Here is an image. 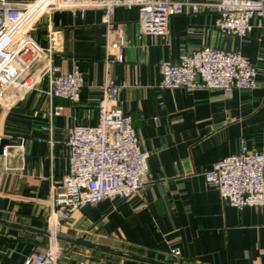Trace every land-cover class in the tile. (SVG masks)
I'll return each mask as SVG.
<instances>
[{
	"label": "crops",
	"instance_id": "0c3cea01",
	"mask_svg": "<svg viewBox=\"0 0 264 264\" xmlns=\"http://www.w3.org/2000/svg\"><path fill=\"white\" fill-rule=\"evenodd\" d=\"M31 2L35 0H11ZM213 3L218 0H192ZM102 10L73 13L67 8L50 14L62 30L53 62L62 72L78 67L84 73L80 98L71 102L31 91L10 107L0 105V264H23L47 245L46 219L51 211L50 179L68 171L69 128L96 124L104 80L105 45L121 28L125 38L123 61L111 68L121 86L124 113L149 150L147 186L126 200L106 198L75 211L59 233L80 236L180 264H264V204L238 209L224 202L203 172L242 146L264 153V27L252 19L244 37L219 31L213 7L186 9L171 16L168 34H144L138 9L119 6L113 25L102 22ZM43 15L31 31L46 45ZM204 45L238 50L257 66L256 86L233 89L158 88L160 62H176L182 52ZM262 56L263 60L257 61ZM45 79L39 84L46 88ZM64 111L47 122L49 105ZM34 111H38L35 116ZM6 147L7 154L2 155ZM66 250L60 264H74L83 255L89 264H148L80 247ZM171 249L180 255L172 257Z\"/></svg>",
	"mask_w": 264,
	"mask_h": 264
},
{
	"label": "built area",
	"instance_id": "2783aa9c",
	"mask_svg": "<svg viewBox=\"0 0 264 264\" xmlns=\"http://www.w3.org/2000/svg\"><path fill=\"white\" fill-rule=\"evenodd\" d=\"M213 7L219 31L246 36L252 19L262 20L264 0H218L197 3L192 0H35L14 2L0 0V105L10 107L31 91L45 93L49 100L63 98L76 102L84 86V73L78 67L62 72L53 62L61 44L62 30L52 24L50 14L67 8L73 13L87 9L102 10V22L113 25L115 8L136 7L141 33L167 35L171 16L186 9L192 13L200 6ZM48 16L46 45L32 36L37 21ZM125 38L121 28L105 45L104 80L98 102L96 124H77L69 128L68 171L59 180L50 179L51 211L46 219L49 241L45 247L28 255L23 264H60L66 250L56 238L63 223L75 212L103 199L119 201L140 194L147 186L149 150L132 125V117L123 112L120 88L111 76L114 64L123 61ZM263 60L262 56L257 61ZM158 88L181 87L187 90L216 89L229 94L233 89L256 86L257 66L238 50L204 45L182 52L176 62L162 60ZM45 79L46 88L39 84ZM64 111L63 105H49L43 113L47 122L42 129L50 132L51 120ZM38 111H34L36 116ZM7 154V148L2 149ZM207 184L216 188L220 198L238 209L264 204V153L242 146L236 154L214 162L203 172ZM178 257L180 251L171 249ZM88 256L74 264H89ZM175 264H180L176 262Z\"/></svg>",
	"mask_w": 264,
	"mask_h": 264
},
{
	"label": "water",
	"instance_id": "95a60500",
	"mask_svg": "<svg viewBox=\"0 0 264 264\" xmlns=\"http://www.w3.org/2000/svg\"><path fill=\"white\" fill-rule=\"evenodd\" d=\"M7 151L11 152L9 150V148ZM0 222H2L3 224H6L8 226L24 227V226H21L19 224L10 223V222L3 221V220H0ZM44 234H46L48 236L50 235L48 231H44ZM56 238L59 241L66 243L68 245L69 249H72V250H77L80 247H83V248H87L90 250H94V251L104 253L107 257L117 256V257H121V258H125V259H131V260H135V261H139V262L148 263V264H175V263L157 260V259L151 258L149 256L139 254V253H136L134 251L127 250L124 248H119L116 246H111L109 244L96 242V241H93V240L87 238L85 234H82L80 236H70V235L58 233L56 235Z\"/></svg>",
	"mask_w": 264,
	"mask_h": 264
},
{
	"label": "rangeland",
	"instance_id": "374dc122",
	"mask_svg": "<svg viewBox=\"0 0 264 264\" xmlns=\"http://www.w3.org/2000/svg\"><path fill=\"white\" fill-rule=\"evenodd\" d=\"M65 245H67L66 243H65ZM68 246V245H67ZM90 250V249H89Z\"/></svg>",
	"mask_w": 264,
	"mask_h": 264
}]
</instances>
